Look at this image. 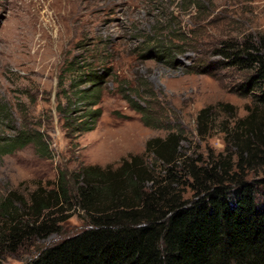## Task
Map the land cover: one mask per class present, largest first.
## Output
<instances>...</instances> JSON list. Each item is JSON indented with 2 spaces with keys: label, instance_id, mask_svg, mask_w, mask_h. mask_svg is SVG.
Wrapping results in <instances>:
<instances>
[{
  "label": "rangeland",
  "instance_id": "374dc122",
  "mask_svg": "<svg viewBox=\"0 0 264 264\" xmlns=\"http://www.w3.org/2000/svg\"><path fill=\"white\" fill-rule=\"evenodd\" d=\"M262 36L264 0H0V146L19 133L40 137L0 150V231L10 225L4 211L30 219L31 195L56 193L61 173L72 192L83 166L115 169L128 155L151 165L146 142L171 133L193 166L225 181L263 180L264 108L245 89L247 72L226 58ZM88 71L102 77L99 116L78 132L89 84L76 86ZM177 173V190L191 198V179ZM49 213L58 232L0 247V264H24L86 228L74 201Z\"/></svg>",
  "mask_w": 264,
  "mask_h": 264
},
{
  "label": "trees",
  "instance_id": "16d2710c",
  "mask_svg": "<svg viewBox=\"0 0 264 264\" xmlns=\"http://www.w3.org/2000/svg\"><path fill=\"white\" fill-rule=\"evenodd\" d=\"M228 52L229 64L248 74L245 89L264 108V37ZM79 74L76 87L89 84L79 92L88 100L84 106L89 111L75 128L90 132L99 116L92 107L98 103L95 88L102 77L89 71ZM129 103L145 126H153L144 108ZM250 132L256 138L261 134ZM39 138L19 133L0 150L12 152L30 140L39 145ZM179 143L173 133L147 141L143 155L152 156L151 165L142 156L128 155L115 169L83 166L74 174L72 192L61 173L56 193L31 195L30 219L20 221L3 212L10 225L0 231V247L14 251L25 239L57 233L61 221L51 219L50 210L74 201L86 228L45 247L24 264H264V179L225 181L213 168H198L182 159ZM157 163L163 167L161 176L154 170ZM178 170L191 179V198L177 190Z\"/></svg>",
  "mask_w": 264,
  "mask_h": 264
}]
</instances>
